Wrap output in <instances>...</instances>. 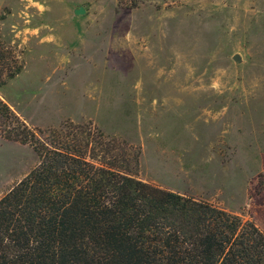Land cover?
<instances>
[{
	"label": "rangeland",
	"instance_id": "1",
	"mask_svg": "<svg viewBox=\"0 0 264 264\" xmlns=\"http://www.w3.org/2000/svg\"><path fill=\"white\" fill-rule=\"evenodd\" d=\"M0 53L31 127L100 130L115 168L264 232V0H0ZM37 162L0 135V198Z\"/></svg>",
	"mask_w": 264,
	"mask_h": 264
},
{
	"label": "trees",
	"instance_id": "2",
	"mask_svg": "<svg viewBox=\"0 0 264 264\" xmlns=\"http://www.w3.org/2000/svg\"><path fill=\"white\" fill-rule=\"evenodd\" d=\"M0 135L38 157L0 198V264H264L253 221L115 168L100 130L33 128L0 96Z\"/></svg>",
	"mask_w": 264,
	"mask_h": 264
},
{
	"label": "water",
	"instance_id": "3",
	"mask_svg": "<svg viewBox=\"0 0 264 264\" xmlns=\"http://www.w3.org/2000/svg\"><path fill=\"white\" fill-rule=\"evenodd\" d=\"M76 13H77V14L85 13V9H84V7H79V8H77V9H76ZM233 59L238 63V62L240 61V56H239V54H235V55L233 56Z\"/></svg>",
	"mask_w": 264,
	"mask_h": 264
},
{
	"label": "crops",
	"instance_id": "4",
	"mask_svg": "<svg viewBox=\"0 0 264 264\" xmlns=\"http://www.w3.org/2000/svg\"><path fill=\"white\" fill-rule=\"evenodd\" d=\"M153 183H154V181H153Z\"/></svg>",
	"mask_w": 264,
	"mask_h": 264
}]
</instances>
